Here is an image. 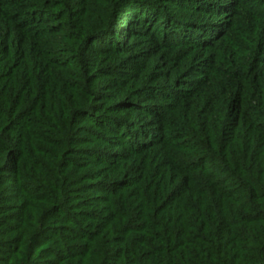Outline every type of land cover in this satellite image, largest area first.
Returning a JSON list of instances; mask_svg holds the SVG:
<instances>
[{"label":"trees","instance_id":"trees-1","mask_svg":"<svg viewBox=\"0 0 264 264\" xmlns=\"http://www.w3.org/2000/svg\"><path fill=\"white\" fill-rule=\"evenodd\" d=\"M259 5L0 0L3 262L264 264Z\"/></svg>","mask_w":264,"mask_h":264},{"label":"rangeland","instance_id":"rangeland-1","mask_svg":"<svg viewBox=\"0 0 264 264\" xmlns=\"http://www.w3.org/2000/svg\"><path fill=\"white\" fill-rule=\"evenodd\" d=\"M260 8L264 9V6L259 5V7H257V9L261 10ZM48 237L49 236L44 237V240L38 245V251L42 253L41 255L38 256L37 260H38V262H41L38 264L48 263V262H50V260H52L51 254L49 255L47 253V252H50V249L52 247V243L49 241L50 239H48ZM54 248H56V247H54ZM1 258H3V259H1ZM4 258L5 257L3 255H0V264H12L10 261H7V259H6V262H3ZM19 262H20V264H24L25 258H21L19 260Z\"/></svg>","mask_w":264,"mask_h":264}]
</instances>
